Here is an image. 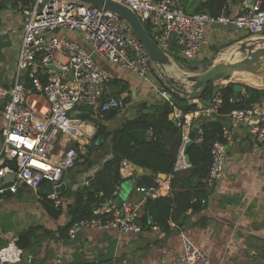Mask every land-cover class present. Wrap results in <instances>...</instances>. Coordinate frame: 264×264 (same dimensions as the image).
<instances>
[{"label":"built area","instance_id":"2783aa9c","mask_svg":"<svg viewBox=\"0 0 264 264\" xmlns=\"http://www.w3.org/2000/svg\"><path fill=\"white\" fill-rule=\"evenodd\" d=\"M136 13L142 24L150 28L149 35L156 44L175 60L190 62L196 67L204 56L207 29L210 26L231 27L251 34H264V9L262 0H241L237 16L225 12L217 18L206 14H186L184 0H115ZM22 38L18 47L14 83L0 86V180L8 173L14 180L9 185L0 184V195L15 193L25 187L37 196L41 184L53 188L62 183L65 174L83 164L95 129L82 117L76 116L82 108H98L100 114L109 110L121 113L126 108L124 97L112 96L102 100L104 87L111 82L110 75L100 67L103 62L136 74L161 103L172 109L173 120L180 132V144L175 155L173 171L191 167L186 160L187 146L193 142L192 126L197 127V141L202 134L201 118L217 114L221 101L214 93L208 104L199 100L194 111L183 112L173 101L172 95L156 80L149 59L131 29L113 14L71 0H33L20 12ZM61 34V35H59ZM74 35L70 38L68 35ZM53 66L57 69H49ZM28 75L36 92L26 90L24 76ZM46 76V83L40 78ZM71 114V115H70ZM233 127H246L255 142L264 148V101L227 115ZM88 127L89 131L83 128ZM231 140L224 129L221 139L211 144V161L205 180L212 188L224 171L226 146ZM14 164V169L10 165ZM122 179L132 175V166L125 160L119 164ZM89 182H87L88 185ZM155 186L138 187L135 191H148L151 198L157 194L161 179H154ZM120 185H116L110 198L93 209L90 219L74 221L67 230V237L75 239L85 230H114L118 233H139L142 228L136 207L129 201L116 202ZM102 196V193H99ZM37 198L41 199L44 197ZM56 200L58 195L46 197ZM148 227H159L148 218ZM170 228H176L171 223ZM21 251L8 243L0 249V261L15 263ZM57 264L61 261L57 259ZM172 264H213L207 254L189 238L182 237L181 253Z\"/></svg>","mask_w":264,"mask_h":264},{"label":"crops","instance_id":"0c3cea01","mask_svg":"<svg viewBox=\"0 0 264 264\" xmlns=\"http://www.w3.org/2000/svg\"><path fill=\"white\" fill-rule=\"evenodd\" d=\"M227 7L228 16L234 17L241 12L236 3L228 2ZM21 10L22 7H12L10 3L0 9L2 87L14 83L18 47L22 38ZM208 30L205 58L199 61L197 67L207 66L214 58L212 46L220 49L243 38L242 32L231 27L210 26ZM68 36L74 37L70 34ZM99 65L112 79L104 87L102 100L112 96L124 97L126 108L110 118L107 113L100 114L98 108L82 111L88 116L83 118L84 121L94 129L95 122H102L112 130L125 118H133L143 104L160 102L136 74L103 62ZM234 78L240 85L264 89V80L245 69L234 70L227 82H234ZM241 93H244L242 88ZM224 121H228V118ZM2 126L3 120L0 117V130ZM85 129L89 131L88 127ZM228 131L231 140L226 146L221 178L212 188H208L209 195L201 201H195L180 224L168 232L160 229L153 231L147 225H141L139 233L85 230L70 240L63 228L69 222L65 207L72 202L71 196L58 198L59 205L64 209L54 219L45 212L40 199L25 187L18 188L15 193L0 195V249L13 243L21 251L18 262L0 261V264H57V259L61 261L59 264H172L173 259L181 253L183 236L200 247L213 264H264V148L255 142L246 127L231 126ZM180 136V132L175 136L164 135L163 151L166 154L176 155ZM101 159L85 169L79 170L81 166H78L68 171L65 176L69 178V183L65 190L69 188L75 191L87 186V182L100 169ZM132 170L130 178L120 185L115 200L118 203L120 199L133 204L141 222L146 217V203L151 195L148 191H135L139 179H135L136 173ZM141 172L142 178L158 177V174L154 177L142 168ZM159 179L161 184L157 186V194L166 196L169 192V176ZM11 181L2 178L0 184L9 185ZM53 201L55 204L56 200Z\"/></svg>","mask_w":264,"mask_h":264},{"label":"trees","instance_id":"16d2710c","mask_svg":"<svg viewBox=\"0 0 264 264\" xmlns=\"http://www.w3.org/2000/svg\"><path fill=\"white\" fill-rule=\"evenodd\" d=\"M32 1L0 0V9L7 3H10L12 7L19 6L24 9ZM228 2L236 3L239 6L241 4V0H184L182 7L186 14L202 13L211 18H217L223 12L228 15ZM261 8L264 9V0H262ZM144 27L150 33V28L146 23H144ZM189 69L196 70L197 68L189 67ZM24 82L27 91L36 92L27 74L24 76ZM40 82L44 85L46 76L41 77ZM236 82L228 83L227 80H224L218 84L221 101L217 114L214 116L216 120L211 121L210 118L199 120V128L202 132L199 141H197L196 132L190 129L193 142L187 147L186 154L191 167L183 171L174 172L175 155H168L163 151L164 135L179 134L176 123L169 118L172 109L167 103L143 104L133 118H125L118 127L112 130H109L102 122H95V133L88 146L84 162L90 161L93 164L89 156L92 149H96L98 153L101 152V149H106L111 151L113 156L105 162L103 169L91 178L87 186L75 191H70L67 188L58 195L59 199L72 197V202L65 207L69 222L63 230L67 231L74 221L92 218L93 209L110 198L116 185L125 182L118 171L122 160L148 170L154 177L159 173L169 176L168 194L147 200L146 217L141 222L139 221L141 225L148 226V218L163 232L170 230V223L179 225L192 204L209 195L205 180L211 161L210 148L215 140L221 139L225 129L222 122L227 120V115L230 112L248 108L252 104L264 100V89H257L246 84L241 85L244 93L239 99H235L233 86ZM214 86V84H208L202 100H210L214 94ZM172 98L183 112L194 111L197 108L196 104H190L173 95ZM98 157L99 155L96 156V158ZM153 179V177H141L136 186H155ZM99 193H102V196H99ZM40 203L45 212L54 219L58 218L64 209L61 205L55 206L54 201L48 198H41ZM17 244L20 245L18 241Z\"/></svg>","mask_w":264,"mask_h":264},{"label":"water","instance_id":"95a60500","mask_svg":"<svg viewBox=\"0 0 264 264\" xmlns=\"http://www.w3.org/2000/svg\"><path fill=\"white\" fill-rule=\"evenodd\" d=\"M71 1L109 12L125 22L147 54L150 67L158 83L171 95L179 99L186 100L187 102L199 100L203 104H208L207 101L202 100V96L208 84H214V93H217L220 88L218 84L224 80L230 79L232 72L238 69H245L246 72L260 76L264 80V34H251L234 41L217 50L214 58L207 66H200L197 67L196 70H190L183 68L182 65L156 44L136 13L126 5L115 0ZM49 69L57 71L53 66H49ZM233 91L235 99H239L242 95L239 82L233 86ZM116 114V110L113 109L107 112L109 118ZM75 115L82 118L88 117L87 114L83 112ZM169 118L175 122L172 114L169 115ZM210 120L215 121L216 118L211 117ZM222 124L225 129H231L229 121H223ZM191 130L197 132V127L192 126ZM250 135L252 136V134ZM112 156V152H109L102 159L100 169L96 171L95 174L103 169L105 162L111 159ZM186 160L189 161L188 156H186ZM131 166L136 173L135 179H139L142 176L141 168L133 164H131ZM10 169H14V164L10 166ZM160 177L165 178V175L159 173L158 178ZM7 179H12L11 182H13V174H6L3 180ZM68 183L69 178L66 176L63 177L62 183L55 188L49 184L43 183L36 192L37 196L46 198L52 194L59 195L65 190ZM119 201L121 202L120 199Z\"/></svg>","mask_w":264,"mask_h":264},{"label":"rangeland","instance_id":"374dc122","mask_svg":"<svg viewBox=\"0 0 264 264\" xmlns=\"http://www.w3.org/2000/svg\"><path fill=\"white\" fill-rule=\"evenodd\" d=\"M208 29H207V34H208ZM231 33V32H230ZM232 38H230V39H228V40H231ZM213 48H212V51H213V55L215 56V54H216V52H217V49H218V47H215V45L214 46H212ZM211 49V48H210ZM207 50V49H206ZM215 50V51H214ZM219 50V49H218ZM179 64H182L184 67H190L191 65L190 64H192V63H190V62H183V61H181V60H176ZM204 64V63H203ZM206 64V63H205ZM183 67V68H184ZM235 82V81H234ZM148 87V86H147ZM148 90H149V88H148ZM82 111H84V112H88V111H91V108L90 107H84V108H82L81 109ZM101 152H96V149H92L91 150V152H90V154H89V156L91 157V161H93V163H95L96 161H99L102 157H105L107 154H108V150H106V149H101L100 150ZM100 154H101V157H100ZM87 155V154H86ZM97 155H99V157L98 158H96V156ZM101 161H102V159H101ZM101 161H100V163H101ZM91 163H90V161H87V162H84L83 164H81V165H79V166H81V167H78V169L80 170V169H85L86 167H88L89 165H90ZM74 170V169H73ZM71 171V170H70ZM31 194V193H30Z\"/></svg>","mask_w":264,"mask_h":264},{"label":"bare ground","instance_id":"6f19581e","mask_svg":"<svg viewBox=\"0 0 264 264\" xmlns=\"http://www.w3.org/2000/svg\"><path fill=\"white\" fill-rule=\"evenodd\" d=\"M233 80H234V81H236V79H235V78H234ZM83 129H84L85 131H87L85 128H83Z\"/></svg>","mask_w":264,"mask_h":264}]
</instances>
